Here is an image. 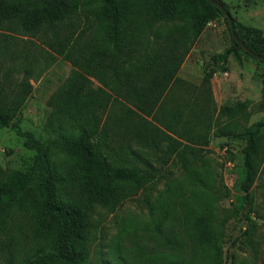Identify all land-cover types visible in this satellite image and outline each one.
<instances>
[{"label":"trees","instance_id":"1","mask_svg":"<svg viewBox=\"0 0 264 264\" xmlns=\"http://www.w3.org/2000/svg\"><path fill=\"white\" fill-rule=\"evenodd\" d=\"M217 1L228 11L221 0ZM178 11L185 12L191 20L189 32L193 38L217 15L224 18L229 28L226 17L207 0H0V29L43 33L47 45L76 67L47 99L50 111L45 127L52 136L46 139L22 128L15 118L31 86L26 84V88L23 86L15 91L0 74V129L14 131L24 145L34 151L24 171L0 181V232L12 211L23 209L33 218L37 235L43 238L39 250L42 263L89 264L87 246L93 230L90 217L94 205L114 211L124 189L138 190L157 178L146 151L116 141L118 126L136 125L139 139L151 146H160L159 140H166L161 157H175L193 182L209 186V174L195 163L199 158L198 149L174 138L142 116L151 114V107L180 63L178 56L171 53L155 67L158 53L157 49L152 50L151 20L173 19ZM78 12H82L84 19L79 32L74 34L76 26L70 19ZM91 15H96L101 23L100 33L95 36L91 35ZM233 28L245 46L264 55V37L260 29L234 19ZM142 36L146 37L143 43ZM181 39L171 40V44ZM230 40L228 48L210 54L203 62L202 80L208 88L216 71L228 72L230 53L238 56L240 51L264 62L245 51L232 38L231 32ZM8 41L9 36L0 38V63L4 58L11 60L14 55L7 46ZM148 73L150 78L141 80V76ZM90 77L101 85L93 86ZM130 92L134 95L135 109L121 106L108 111L116 96ZM226 109L232 110L221 106L219 111L225 113ZM163 127L171 133H179L171 121L163 122ZM213 135H231L245 142L242 148L243 194L238 196V204L243 208L248 203L243 215L247 221L244 233L249 235L252 229L249 211L254 201L251 186L264 161V117L241 131L220 128ZM56 153L59 157L53 158ZM108 153L115 154L120 163H113ZM135 161L142 162L144 167ZM185 199L192 203L191 198ZM144 202L152 214V204L146 194ZM210 218L209 212L198 209L193 227L200 248L217 250L219 235ZM115 260L125 264L118 258ZM198 263V257L186 261L179 254L167 259V264Z\"/></svg>","mask_w":264,"mask_h":264},{"label":"rangeland","instance_id":"2","mask_svg":"<svg viewBox=\"0 0 264 264\" xmlns=\"http://www.w3.org/2000/svg\"><path fill=\"white\" fill-rule=\"evenodd\" d=\"M221 1L234 20L260 29L264 37V0ZM83 19L82 12L71 17L76 26L74 34L79 32ZM190 24L191 20L183 11H178L173 19L151 20L152 50L157 49L158 53L155 67L171 53L178 56L180 63L151 107V114L142 116L174 138L198 149L199 158L195 163L209 174L210 184L203 187L193 182L175 157H161L166 140L159 138L160 146H151L139 139L136 125L118 126L116 141L146 151L157 178L141 189H124L114 211L94 205L90 217L93 230L87 246L89 264H118L116 258L125 264H167V259L175 254L186 261L198 257V264H264V161L251 186L254 197L249 211L252 229L247 235L243 212L248 203L243 208L238 204V196L243 194L242 148L245 142L231 135H213L220 128L241 131L264 117V62L240 51L238 56L230 53L228 72L216 71L208 88L202 80L203 62L210 54L231 45L230 30L221 15L210 19L194 38L189 32ZM100 27V20L91 15V35L99 34ZM3 36H9L7 46L14 55L11 60L1 61V77L15 91L23 86L26 88V84L31 86L15 118L22 128L31 130L36 137L49 138L52 133L45 127L50 111L47 99L76 67L47 45L43 33L0 29V38ZM145 39L141 37L142 43ZM179 39L171 44V40ZM150 76L149 73L141 76V80ZM92 85L100 86L101 83L93 79ZM121 106L135 109L131 92L116 96L108 111ZM221 106L232 110L220 113ZM167 121H171L178 134L163 127V122ZM33 154L14 131L1 128L0 181L24 171ZM108 154L113 163H120L115 154ZM52 157L58 158L59 154ZM135 163L144 167L140 161ZM145 194L150 198L152 214L145 205ZM185 198H191L192 203ZM198 209L211 216L219 235L217 250L198 245L193 227ZM34 227L33 218L23 209L12 211L0 232V264H44L39 259L43 238L37 235Z\"/></svg>","mask_w":264,"mask_h":264},{"label":"water","instance_id":"3","mask_svg":"<svg viewBox=\"0 0 264 264\" xmlns=\"http://www.w3.org/2000/svg\"><path fill=\"white\" fill-rule=\"evenodd\" d=\"M208 2H210L212 5L216 6L221 12L222 14L226 17V20L228 22L229 25V29L231 32V36L232 38L247 52H249L252 56L259 58V59H263L264 60V55H259L254 53L253 51H251L247 46H245L242 41L236 36L235 32H234V28H233V19L231 17V15L229 14V12L225 9V7L217 0H207Z\"/></svg>","mask_w":264,"mask_h":264},{"label":"crops","instance_id":"4","mask_svg":"<svg viewBox=\"0 0 264 264\" xmlns=\"http://www.w3.org/2000/svg\"><path fill=\"white\" fill-rule=\"evenodd\" d=\"M93 79H95V78L91 77V80H93ZM96 80H97V79H96Z\"/></svg>","mask_w":264,"mask_h":264}]
</instances>
